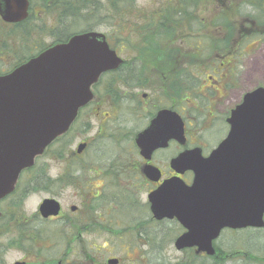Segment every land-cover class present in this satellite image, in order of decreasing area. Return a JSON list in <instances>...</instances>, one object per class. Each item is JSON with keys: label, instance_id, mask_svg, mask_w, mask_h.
<instances>
[{"label": "flooded vegetation", "instance_id": "1", "mask_svg": "<svg viewBox=\"0 0 264 264\" xmlns=\"http://www.w3.org/2000/svg\"><path fill=\"white\" fill-rule=\"evenodd\" d=\"M245 1H233L228 7L215 9L209 19L210 26L205 28H202V22L197 18L198 0L192 3L193 9L187 8L189 14H181L178 21L194 33L200 34L203 29H211V36L204 43L201 39L180 41L193 48L192 56L185 55V50L180 57L168 56L166 49L162 53L167 55L162 58L156 53H138L129 64L123 59L115 71L101 74L92 86V100L81 109V113L89 108L99 112L107 105L111 111H108L105 118H116L120 106L123 108L127 103L130 104L131 115L135 117L134 129L130 132L131 145L138 155L134 168L144 182L146 199L139 200L136 190L131 187L118 188L109 183H101L95 176L102 175V169L85 165V168L76 167L79 175L81 172H91L89 179L100 181L96 191H86L83 196L85 199H81L79 205L71 204L66 208L57 198L52 197L60 205L57 215L42 217L37 206L34 217L29 219L10 217L0 209V223L4 228L2 234H7L9 226L14 224L12 227L18 231L17 243L22 251L21 257L10 264H151L155 235H176L174 245L175 239L187 231L175 217L155 218L147 195L171 177H179L185 184H191L193 171L175 170L171 167V159L183 152H190L192 157L209 156L230 134L232 112L242 103L244 95L261 86L256 84L251 89L241 90L239 94L234 92L236 82L242 81L243 70L240 68L244 64L239 62L244 53H248L245 48L251 44L249 39L257 35L253 32L258 30L255 21H251L244 11L246 5L252 7L249 1ZM62 3L63 0H28L27 16L15 22L5 21L0 14V75L8 74L58 42L56 11ZM47 12L55 14V18L48 21ZM42 33L50 40L48 43L43 41ZM202 47L208 48L211 56H203ZM258 65H253L252 71L260 70ZM120 84L133 88L143 84L145 90L140 94L134 91L128 97L126 91L121 92L116 87ZM161 110H170L179 116L183 124V140L171 138L164 145V141L158 142L159 146L152 150L150 159H145L140 154L135 138ZM140 111L142 113L139 115ZM140 116L145 118L141 128L135 124ZM83 142L87 148L89 142ZM240 149L239 146L229 145L228 156L232 159ZM72 154L79 156L80 153L74 151ZM146 164L159 170L157 180L149 179L143 173ZM232 167L239 168L240 161L236 164L233 162ZM32 174V181H35L37 173ZM56 180L53 179L51 184ZM90 185L93 184L87 183L85 189ZM24 188L21 193L15 191L12 195L22 197L28 191L27 185ZM45 223L54 225L55 231L47 232V227H41ZM263 228H224L219 235L229 231H258ZM51 235L54 237L51 238ZM44 240H50V257L42 256ZM217 248L214 245L213 256ZM180 250L203 255L197 254L195 247ZM1 255L2 249L0 264H3Z\"/></svg>", "mask_w": 264, "mask_h": 264}, {"label": "water", "instance_id": "2", "mask_svg": "<svg viewBox=\"0 0 264 264\" xmlns=\"http://www.w3.org/2000/svg\"><path fill=\"white\" fill-rule=\"evenodd\" d=\"M27 4L0 0L1 17L20 21L27 16ZM122 62L104 33L85 31L0 75V200L14 191L20 173L68 131L78 110L92 100L91 86L99 76ZM230 123V134L209 156L183 152L171 159L175 170L193 171L190 185L171 177L148 194L155 218L175 217L186 227L174 241L176 249L196 247L197 253L213 255L212 242L222 229L264 226V86L244 95ZM171 138L183 140L182 121L175 112L161 110L135 142L140 154L150 159L158 142L164 145ZM229 145L241 147L232 159ZM84 147L79 143L76 151ZM238 161L240 167H232ZM143 173L159 178V170L150 164ZM38 209L48 217L57 215L60 205L45 198Z\"/></svg>", "mask_w": 264, "mask_h": 264}, {"label": "rangeland", "instance_id": "3", "mask_svg": "<svg viewBox=\"0 0 264 264\" xmlns=\"http://www.w3.org/2000/svg\"><path fill=\"white\" fill-rule=\"evenodd\" d=\"M95 1L100 6V17L104 21V23L96 26L95 30L110 36V44L128 64L132 57L138 53H140L139 55L141 53L143 55L156 53L160 58L167 54L168 56L180 57L185 50V55L192 56L193 48L189 44H182L180 41L201 39L204 43L211 36V29H203L198 34L180 22H176L177 26L174 28L165 27L171 19L170 16L164 18V24L155 23L160 19L159 15L161 17L163 7L171 3L169 0H124L123 3H118L116 9L110 6L108 0ZM233 1L240 2L241 0H198L197 18L201 20L202 28L210 26L211 21L209 19L215 9L228 7L229 3ZM260 5H264V1ZM173 6H175L174 10L178 7L176 4ZM58 11L59 9L56 11V17ZM244 11L249 17L251 14L258 15L261 13V11L247 5ZM47 13L48 21L55 18V14ZM82 26V23L77 21L71 29L80 30ZM255 27L258 29L257 35L249 39L251 44L245 48L248 53H244L239 62V64H244L243 68H240L243 70L242 81L236 82L235 94H239L241 90L246 88L251 89L256 84L264 85V27L263 25ZM42 35L45 36V33ZM44 36L43 41L49 42L48 37ZM165 49L167 54L162 53ZM210 54L208 48L202 47L203 56L208 57L211 56ZM143 65L146 66L145 63ZM253 65H258L260 70L252 71ZM116 87L121 92H123L122 90L126 91L128 97L132 96L134 91L140 94L141 91L145 90L143 84L134 88L125 84ZM130 107L129 103L123 108L120 106L116 118H105L108 111H111V107L107 105L99 112H94V109L89 108L81 113L68 134V140L65 143L60 142L51 145L50 148L48 147L49 150L47 148L38 160V164L42 165L46 175L50 179H57L55 183L48 189L33 186V171L25 172L19 179L17 192L18 194L21 193L27 185L26 194L22 197L9 196L0 203V209L10 217L21 216L29 219L34 217L39 202L45 197L57 198L66 208L71 204L79 205L80 200L85 199L83 196L86 191H96L97 185L100 184L97 179H89L91 172L85 171V173L78 174L76 167L85 168L84 165L103 170L102 175L95 176L101 180V183H109L118 188L131 187L136 190L138 199L144 201L146 188L144 182L140 180L138 171L134 168L138 155L131 145L130 132L134 129L133 120L135 117L131 115ZM141 113L140 111L139 115ZM142 120H145L144 116H140V119L136 120L137 127L144 126ZM81 141H88L89 146L79 156L72 154L76 145ZM58 153H61V156H58ZM87 183L93 185L85 189ZM12 226L14 224H11L8 233L3 235L4 228L0 224V249H2L3 264H10L22 255L17 243L18 231H15ZM41 227H47V232L55 231L54 225L51 223L42 224ZM175 236H154L151 264H264V228L258 231L239 230L233 233L229 231L220 235L215 240L214 245L228 251L227 254L230 253L229 258L227 257L223 263H217L216 260L204 253L200 256L192 251L175 249L173 246ZM53 237L54 235H51V238ZM42 243V256L50 257L52 252L50 244H48L50 240H44ZM237 250L243 253H237ZM246 252L260 256L262 260H251L245 256Z\"/></svg>", "mask_w": 264, "mask_h": 264}, {"label": "trees", "instance_id": "4", "mask_svg": "<svg viewBox=\"0 0 264 264\" xmlns=\"http://www.w3.org/2000/svg\"><path fill=\"white\" fill-rule=\"evenodd\" d=\"M108 1L110 3V6L116 9L118 7V3L119 2L123 3L124 0H108ZM169 1L171 3L163 7L161 17L159 15L160 19L157 20L155 23L164 24L163 23L165 22L164 18L170 16L171 19L166 23L165 27L168 26L169 28H174L177 26V24L175 23L179 22L178 18L181 17V14H184V13L189 14L187 12V8L189 7L193 9L192 3H194L195 0L193 1L191 0H176V1L169 0ZM247 1H249L252 7L261 11V13H259L258 15L251 14L250 20L255 21V26L257 27L262 26V25L264 26V5H260L264 0H246L245 2ZM173 4H176L178 6L176 10H174L175 6H173ZM99 10H100V6L98 2L95 0H63L62 6L59 7L58 16H57V20H58L57 41L58 42L65 41L73 33H76V32L95 30L96 26L104 23L103 19L100 17ZM77 21H80L82 23L83 25L82 28L80 30L71 29L73 28L74 23H76ZM253 33L257 34V31H254ZM109 39H110V36H107L108 41H110ZM112 47L114 48V46ZM127 81H129L128 78H127ZM69 133L70 131L66 133L64 136L57 139L54 142V144L60 143V142L65 143L68 140L67 137ZM38 163L39 161L36 162V164L31 169H29V171H33L34 174L37 173L34 176L35 181H32L33 186H37L41 188H49L52 185L51 182L53 179H50L48 175H46L44 168L41 167L42 165ZM236 252L243 253L239 250H237ZM227 253L228 251L222 250L221 248L218 247L216 250V255L213 256L212 259L216 260L217 263H223L225 259L227 257L229 258L230 256V253L229 254ZM245 256H247L251 260H256V261L262 260L260 256H255L254 254L247 253V252L245 253Z\"/></svg>", "mask_w": 264, "mask_h": 264}]
</instances>
